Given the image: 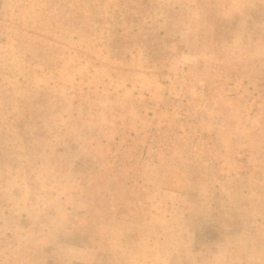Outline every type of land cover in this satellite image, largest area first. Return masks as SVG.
<instances>
[{
    "label": "rangeland",
    "instance_id": "rangeland-1",
    "mask_svg": "<svg viewBox=\"0 0 264 264\" xmlns=\"http://www.w3.org/2000/svg\"><path fill=\"white\" fill-rule=\"evenodd\" d=\"M0 264H264V0H0Z\"/></svg>",
    "mask_w": 264,
    "mask_h": 264
}]
</instances>
